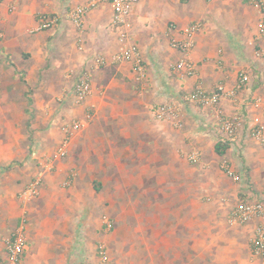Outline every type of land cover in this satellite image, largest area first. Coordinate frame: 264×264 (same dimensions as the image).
I'll list each match as a JSON object with an SVG mask.
<instances>
[{
    "label": "crops",
    "instance_id": "obj_1",
    "mask_svg": "<svg viewBox=\"0 0 264 264\" xmlns=\"http://www.w3.org/2000/svg\"><path fill=\"white\" fill-rule=\"evenodd\" d=\"M13 1L14 10L11 0L0 4V264L24 214L29 246L22 264H100V243L111 264H253L250 238L264 217L238 226L227 218L233 204L258 197L251 183L263 184L264 144L250 134V123H264L263 109L252 105L255 96L264 102L258 9L246 0H138L133 36L147 74L139 82L130 62L114 60L119 41L109 29L108 1ZM91 1L97 3L77 26L71 10ZM42 14L57 23L35 31ZM196 22L190 58L197 72L181 77L173 66L183 53L170 39L183 38ZM96 55L105 64L93 69L92 93L80 104L74 85ZM243 70L250 82L218 106L182 101L199 85L234 90ZM162 102L182 104L183 128L154 118L150 108ZM89 108L93 119L74 134L68 155L44 170L40 162L62 141V123L82 118ZM236 112L246 118L245 126L220 155V119ZM192 148L202 154L197 167L180 156ZM223 160L238 171L239 181L223 172ZM37 178L40 194L24 202L21 190ZM156 185L157 198L147 200ZM207 191L217 196V209L201 200ZM228 195L233 203L219 199ZM104 216L112 219L111 229ZM145 217H153L152 223L142 224ZM135 233L138 239L131 240ZM135 247L136 257L124 253ZM118 249L125 257L116 255Z\"/></svg>",
    "mask_w": 264,
    "mask_h": 264
},
{
    "label": "built area",
    "instance_id": "obj_2",
    "mask_svg": "<svg viewBox=\"0 0 264 264\" xmlns=\"http://www.w3.org/2000/svg\"><path fill=\"white\" fill-rule=\"evenodd\" d=\"M3 0H0V4ZM109 2L112 16L109 23V29L112 30L119 41V50L114 56L116 62L126 61L130 62L136 72V79L143 82L147 76L145 65L143 62L142 52L137 41L133 36V22L132 12L134 5L138 0H106ZM249 4L258 9L261 17L258 21V30L256 39L264 40V0H246ZM96 1L88 2L87 4L77 6L71 10L70 17L72 21L79 27L83 26V16L96 5ZM16 4L13 0L10 2V9L14 10ZM57 23V17L42 14L39 17V24L35 31H41L52 28ZM171 28H175L171 25ZM200 23L196 22L188 25L183 30V38L171 36L170 44L173 48L180 50L183 55L174 64L173 70L184 77L186 75L196 74V66L190 58L191 50L194 48V35L199 30ZM105 64V58L100 55L94 56L86 65V67L78 74L74 85V96L76 101L80 104L84 103L92 93V72L93 69ZM250 74L248 71H240L239 77L234 90L227 91L223 84H218L213 91H207L200 85L193 91L184 94L182 101L185 103H196L203 107H216L220 104L221 99L225 95H235L238 90H242L250 82ZM1 95V90H0ZM182 104L173 102L155 103L151 106V112L155 119L168 120L176 127H184V119L182 114ZM253 107L263 109L264 102L261 96H255L252 101ZM93 119V111L89 108L86 110L82 118H75L71 121L62 123L61 129L63 138L57 149L50 155L49 159L41 160L40 165L44 170H52L56 161L65 158L68 155L69 147L74 134L85 128ZM220 130L225 134V138L219 141L229 142L230 146L234 144L238 137L240 130L245 126L246 118L240 112H236L232 116L222 117L219 122ZM250 134L258 142L264 144V123L255 122L250 123ZM218 141V142H219ZM36 155V152H33ZM186 158L191 164H200L202 161V154L198 148H192L186 153ZM223 172L237 182L240 180V174L236 171L227 160H223L220 165ZM40 178L29 181L20 192V198L26 202L40 194ZM226 198L222 197L221 201ZM264 217V199L260 196L252 200L240 201L231 206L227 222L230 225H246L253 220ZM103 221L108 229L113 227V221L107 216L103 217ZM29 225V217L24 214L21 221L14 231L12 236L7 239L6 250L7 257L3 264H22V258L25 251L28 249V237L26 231ZM253 248V264H264V223L260 222L256 225L253 235L250 238ZM98 254L101 259L100 264H111V256L108 248L104 243L98 245Z\"/></svg>",
    "mask_w": 264,
    "mask_h": 264
},
{
    "label": "rangeland",
    "instance_id": "obj_3",
    "mask_svg": "<svg viewBox=\"0 0 264 264\" xmlns=\"http://www.w3.org/2000/svg\"><path fill=\"white\" fill-rule=\"evenodd\" d=\"M189 150H184L183 152H181L180 151V156L182 157V158H184L183 160L184 161H186V162H188V165L189 166H193V167H197L196 165H194V164H191L188 160H187V158H186V153L188 152ZM182 170H184V173H185V167H182ZM218 170V169H217ZM218 172L220 173V171L218 170ZM195 174H196V171L194 172ZM210 173L212 174L213 173V171H210ZM223 173V172H222ZM225 176V175H224ZM215 177H217V174H215ZM219 177H220V175H219ZM260 181L263 183V184H261L260 186H258V188L257 187H255L254 186V184L253 183H251V187H253L255 190H257L256 192H259V193H257L258 194V196L260 197H262V198H264V193L261 191V190H263L264 191V173L263 174H261L260 175ZM163 187V191H164V186H162ZM156 189H158V185H156V186H152L151 187V189L148 191V192H146V199L147 200H149V201H154V199H156L157 198V192L155 191ZM137 194V193H136ZM132 195V194H131ZM208 197H210V198H212V199H208ZM223 197H225L226 198V200L225 201H222V202H225V204H230L231 202L233 203L234 201H233V198L232 197H230L229 195L228 196H223ZM214 198H217V196H215L214 194H213V192H211V191H207V192H205L204 194H203V196L201 197V200H204V202H206L207 204H209L210 205V207L212 208V207H216V209H217V204H215L214 203V201L215 200H213ZM221 198H222V196H220L219 197V199L221 200ZM149 201H147L146 203L148 204L149 203ZM130 219L131 218H128V221H130ZM144 219V222L142 223V224H148V223H152V221H153V217H151V218H148V217H145V218H143ZM132 220H133V222L136 224V222H137V219L136 218H132ZM228 223V222H227ZM229 224V223H228ZM230 225V224H229ZM230 226H238V225H230ZM132 236L134 235V234H131ZM150 235V239L151 240H153L152 239V237H153V235L152 234H149ZM138 234H136L135 233V236H134V238L133 239H131V240H134V239H138ZM126 251H128L130 254H131V256L134 258V257H136L137 256V253H138V249L135 247L134 249H128V250H124V253L126 252ZM140 251H142V250H140ZM116 255L117 256H119V257H125V256H123V254H122V251L121 250H116Z\"/></svg>",
    "mask_w": 264,
    "mask_h": 264
},
{
    "label": "trees",
    "instance_id": "obj_4",
    "mask_svg": "<svg viewBox=\"0 0 264 264\" xmlns=\"http://www.w3.org/2000/svg\"><path fill=\"white\" fill-rule=\"evenodd\" d=\"M229 147H230L229 142L219 141L216 143L215 150L218 154L224 155L226 151L229 149Z\"/></svg>",
    "mask_w": 264,
    "mask_h": 264
}]
</instances>
